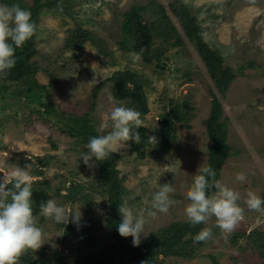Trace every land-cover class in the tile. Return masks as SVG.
I'll use <instances>...</instances> for the list:
<instances>
[{
    "label": "rangeland",
    "instance_id": "374dc122",
    "mask_svg": "<svg viewBox=\"0 0 264 264\" xmlns=\"http://www.w3.org/2000/svg\"><path fill=\"white\" fill-rule=\"evenodd\" d=\"M22 1L30 5L33 0ZM62 1H65L63 11L53 8L40 12L34 36L37 52L31 59L37 65L34 78L38 84L48 86V92L37 90L39 102H28L23 96L12 94L13 82H0L7 86V90L0 92V182L14 167L32 164L29 169L32 185L37 181L42 186L47 185L51 199L70 215L69 222L61 227L41 213L36 215L44 228L45 243L39 250H29L26 254L36 260L51 261L58 252L62 260L72 262L85 255H98L111 244L105 224L108 204L94 182L95 163L92 161L91 168L85 166L80 157L82 152H88L86 147L63 132L60 129L63 124L56 121L58 116L66 118L69 114L86 116L100 135L108 134L111 131L110 111L116 106H127L112 98V86L108 83L103 84L95 98L92 91L116 71H131L145 82L149 111L142 119L143 128L148 130L150 137L158 136L160 116L170 102L187 100L192 108L188 128L177 124L163 152H151L150 157L138 160L129 152L126 142L127 146L115 153L118 178L123 180L124 202L134 214L146 217V233L187 220L186 192L199 168L206 166L210 145L205 132L210 108V82L205 66L190 44L169 48L163 59V69L145 65L139 57L134 58L120 46L123 14L133 5L146 7L143 17L148 23L156 19V6H162L170 24L181 33L169 7L173 5L175 9L181 6L187 9L200 28L203 42L236 74L222 100L231 152L220 169L219 181L241 194L239 203L245 211L244 218L229 235L221 233L213 217L203 228L211 227L214 239L193 242L194 259L168 258L164 264H212L210 257L218 264H262L258 255L249 249L246 235L252 230L264 232V214L248 210L244 200L249 190L261 198L264 196V0ZM75 28L103 40L109 56H99L89 43L81 50H64V41ZM155 41V46L162 44L158 36ZM42 105L51 106L54 114L39 113ZM105 124L108 127H104ZM36 170L40 175L35 176ZM238 173H244L246 180L237 181ZM71 183L85 188L84 194L90 203L82 195L73 203L63 198V186L66 188ZM164 184L174 188L170 198L176 203L167 214L148 217L152 196ZM72 214H80L79 219H73ZM67 225L87 229L94 243L88 246L76 240L72 233L66 234L64 227ZM126 239L132 244V237Z\"/></svg>",
    "mask_w": 264,
    "mask_h": 264
},
{
    "label": "trees",
    "instance_id": "16d2710c",
    "mask_svg": "<svg viewBox=\"0 0 264 264\" xmlns=\"http://www.w3.org/2000/svg\"><path fill=\"white\" fill-rule=\"evenodd\" d=\"M1 4H19L21 8L28 9L32 13V20L38 24V17L42 10L53 9L64 10L65 1H41L33 0L32 4L27 5L22 0H0ZM173 16L177 19L181 33L170 24V19L166 15L163 7L156 6V19L148 23L143 14L146 10L144 6L133 5L124 14L121 23L123 41L120 43L122 49L130 53H138L139 58L147 66H155L163 69V59L169 48L182 47L187 44L194 46L202 60L210 82L209 96L210 108L205 123V132L210 142L207 153V164L216 172V179L219 180L220 169L225 164L231 152V147L227 143V128L224 123L222 100L226 95L231 83L235 80L236 74L231 67L224 66L220 55L210 49L200 37V28L196 20L184 6L175 9L170 5ZM162 39L160 46H155L156 37ZM89 43L94 47L99 56L107 58L108 52L103 47V40L96 38L93 34L80 28L69 31L64 44V50H81ZM34 48V37L28 40L23 47L16 49L17 63L9 72V75L0 78L1 83L13 82L15 89L12 94L23 96L25 101L31 100L38 103L37 90L48 92V86L40 85L35 81L37 65L31 62L36 55ZM108 83L112 86L111 95L116 101L124 102L129 108L141 113V118L149 111L147 98L144 92L145 82L141 77L131 71H116L104 82L97 84L93 89L92 97L101 91L103 84ZM5 84L0 85V92L7 90ZM29 102V101H28ZM32 102V103H34ZM43 110L39 113H53L51 106L42 105ZM160 116V126L157 129V143L149 142L148 130L146 128L135 129L140 134L141 140L137 144L128 141L129 152L135 155L138 160H143L152 155L151 152H163L170 143L174 127L177 124L188 128L192 108L188 101L182 103L170 102ZM65 116V115H63ZM57 119L58 124H63L60 128L78 143L86 144L90 137L100 136L95 126L86 116L78 117L69 114L66 118ZM65 119V120H64ZM64 121V122H63ZM65 125V128L63 126ZM87 149V148H86ZM87 151H89L87 149ZM117 155L111 154L109 159L104 161H93L96 166L97 174L94 182L100 190L102 196H106L108 204L107 216L105 219L106 230L111 239V244L106 250H102L98 255H85L80 258L67 262L62 260L60 254L55 252L51 261L36 260L28 254L20 257L19 264H164L165 259L176 258L182 260H192L195 257V247H193V237L203 228L204 224L191 225L188 220L183 222H172L167 227H162L154 232L147 234L141 239L139 246L129 244L126 237H122L118 232V225L122 217L118 211L119 205L124 202V191L122 178H118L116 170ZM41 172L35 171V176ZM47 184V183H46ZM37 185V186H35ZM11 187V185H9ZM90 188V187H89ZM92 188V187H91ZM65 194L63 198L73 203L79 195L88 201V196L84 194L85 188L78 184L71 183L68 187L63 186ZM60 189L56 191L59 194ZM214 190H209L211 193ZM264 198V196L262 197ZM51 199V193L47 185L42 186L37 181L32 185L33 214L39 215L40 204ZM89 208V207H88ZM57 224V223H56ZM59 227L62 224H57ZM65 233H72L76 240L91 246L94 239L87 229L71 228L70 225L64 227ZM249 249L256 253L258 259L264 264V232L252 230L246 235ZM236 238H233V242ZM212 264H218L213 257H210Z\"/></svg>",
    "mask_w": 264,
    "mask_h": 264
},
{
    "label": "clouds",
    "instance_id": "9594fccd",
    "mask_svg": "<svg viewBox=\"0 0 264 264\" xmlns=\"http://www.w3.org/2000/svg\"><path fill=\"white\" fill-rule=\"evenodd\" d=\"M38 26L32 20V13L21 8L19 4H0V78L7 77L15 67L16 49L37 34ZM138 58V53H131ZM111 121V131L106 135L92 136L80 159L85 166L93 167V157L96 161L109 159L127 146L126 142L139 143L140 134L135 131L144 127L141 113L123 105L114 107L108 114ZM104 127H108L107 124ZM149 142L157 143L155 136L148 137ZM32 164L23 168L14 167L9 175L0 182V264H19L20 257L29 250H39L44 242V228L39 225L33 214L32 177L29 169ZM237 181L246 180L244 173H238ZM11 185V187H9ZM209 190H214L211 193ZM175 190L171 184L161 185L152 196L151 209L147 215L155 218L157 214H167L175 205L170 194ZM189 203L184 211L188 222L195 226L208 224L215 217V226L223 235L231 234L244 218L245 208L239 203L241 194L216 179V172L211 166H201L194 176L193 183L186 192ZM244 203L248 210L264 214V198L249 190ZM122 221L118 225L119 235L132 237L133 246H139L141 237L147 236L145 225L148 222L142 214H134L133 209L122 202L118 209ZM43 217L52 219L57 224H67L69 214L55 200L49 199L40 204ZM73 219H79L80 214H72ZM194 242H208L214 239L211 227L202 228L194 237Z\"/></svg>",
    "mask_w": 264,
    "mask_h": 264
}]
</instances>
